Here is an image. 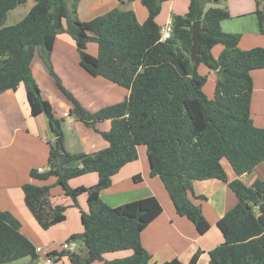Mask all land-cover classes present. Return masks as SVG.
<instances>
[{
	"label": "trees",
	"instance_id": "trees-1",
	"mask_svg": "<svg viewBox=\"0 0 264 264\" xmlns=\"http://www.w3.org/2000/svg\"><path fill=\"white\" fill-rule=\"evenodd\" d=\"M26 1L0 0V94L22 84L31 115L44 114L55 135V142L49 143L48 168L44 172L32 169L30 176L39 181L55 177L63 195L78 208V197L86 194L88 210H80L83 231L67 241L79 240L88 253L83 257L79 249L66 253L70 263L90 264L103 261L107 253L128 250L126 257L104 261L183 264L177 259L153 263L140 243L141 231L162 211L154 196L114 207L99 197L100 191L110 186L112 176L137 159V147L143 145L150 175L160 179L175 212L186 217L197 233L204 234L210 225L193 201L194 181L219 179L237 197L236 204L217 221L223 241L209 250V264H264V178L255 179L249 186L239 179L227 181L221 164L226 160L239 176L264 161V128L255 126L250 117V72L264 70V47L240 49L241 34L220 28V22L230 18L228 9L205 8L212 0H188L184 14L171 16L172 33L164 41L160 40L161 26L156 17L169 0H139L147 10L142 23L132 10L112 8L82 21L76 15L77 0H72L71 10L67 0H33V6L19 21L6 25L7 13ZM261 1L255 0L254 14L260 33H264ZM195 21L200 22V51L191 60V29ZM61 33L74 40L85 71L124 87L129 91L127 98L95 112L83 108L61 85L51 67L49 54ZM89 42L96 44V55L86 52ZM215 45L222 46L217 58L211 53ZM35 51L57 87L73 102L72 115L97 131L108 143L105 148L93 153L65 150L60 119L42 97L30 70ZM199 65L216 72L211 98L203 91L206 76L198 73ZM104 120H110V128L99 131L96 123ZM62 152L66 155L63 165ZM88 172L97 173L94 184H68L69 179ZM22 191L27 209L41 228L65 219L66 206L53 204L50 185L27 183ZM20 227L11 213L0 209V264L25 257L30 259L28 264L38 260L36 246ZM197 258L195 253L188 264H196Z\"/></svg>",
	"mask_w": 264,
	"mask_h": 264
},
{
	"label": "crops",
	"instance_id": "crops-1",
	"mask_svg": "<svg viewBox=\"0 0 264 264\" xmlns=\"http://www.w3.org/2000/svg\"><path fill=\"white\" fill-rule=\"evenodd\" d=\"M224 1L230 18L220 22L221 30L241 34L238 43L240 49L264 47V33H260L254 14L255 1ZM220 2L221 0H216L214 4L219 6ZM33 4V0H27L24 4L10 10L7 13L6 25L19 21ZM23 5H27V9L19 12V7ZM66 5L71 10L72 0H67ZM187 5L188 0L164 2L160 14L156 17V22L161 27L164 26L167 21H171L173 14H184ZM262 6L260 3V7ZM112 8L132 10L140 23L147 17V10L139 0L76 1V15L82 21L105 14ZM73 47L74 42L68 34H58L49 54V60L61 85L75 95L86 110L95 112L127 98L129 93L127 89L101 76H92L85 71ZM221 49L222 46L212 47L211 53L214 58H217ZM96 52L95 44V55ZM30 70L42 97L50 103L54 116L60 119L65 150L69 153H93L105 148L108 143L101 135L98 132L95 134L94 129L87 127L72 115L69 100L57 87L38 51L34 52L31 59ZM197 70L199 74L206 76L203 91L208 98H211L216 82V72L207 69L204 65H199ZM250 74L253 83L250 117L255 126L264 128V70L255 69ZM64 112L69 114V118L63 117ZM110 125V120H104L96 123V128L99 131H107ZM54 142L55 135L47 117L44 114L31 115L22 84L16 90H7L0 94V209L8 211L20 222L21 232L37 248L38 260L49 256L52 264H71L66 255L58 254L64 252L61 248L63 242L83 231L80 210L85 212L88 210L86 194L78 197V208L72 204L69 197L63 195L60 187L59 189L54 183L51 184L52 202L66 206L65 219L43 229L27 209L22 191V186L27 183L36 186L49 185L47 184L49 179L35 180L30 176V171L48 168L49 143ZM137 153L136 160L125 164L112 176L110 186L100 191V199L114 207L147 196H154L161 205L162 211L140 233V243L150 254L151 262L162 263L177 259L183 264H188L192 256L198 253L196 264H209V250L223 241L217 221L236 204L237 197L228 184L219 179L194 181L192 184V192L195 196L193 201L201 208L210 225L204 234H199L186 217L175 212L160 179L150 175L146 148L143 145L138 146ZM222 167L227 181L239 179L249 186L255 179L264 178V161L256 165L251 172L239 176L234 174L231 167L225 165ZM94 173L96 172L74 177L69 179L68 183L71 187L85 186V184L90 186L98 178L97 173ZM136 175L139 179L135 181L133 177ZM87 179L89 181L84 183ZM76 242L79 250H83L82 243L79 240ZM129 254V251L107 253L104 255V260L123 258ZM104 260L90 264H106ZM29 262L30 259L25 257L7 264H28Z\"/></svg>",
	"mask_w": 264,
	"mask_h": 264
},
{
	"label": "rangeland",
	"instance_id": "rangeland-1",
	"mask_svg": "<svg viewBox=\"0 0 264 264\" xmlns=\"http://www.w3.org/2000/svg\"><path fill=\"white\" fill-rule=\"evenodd\" d=\"M255 1V0H254ZM214 0H212L211 2H209V3H207L206 5H205V8H208V7H219L220 5H221V7H225V1L224 0H221V2H220V5L218 6V5H216V4H214ZM211 3V4H210ZM260 3H262V7H260V4H259V8L260 9H264V0L263 1H261ZM255 7H256V2H255ZM27 9V5H23V6H21V7H19V12H23V11H25ZM256 9V8H255ZM256 16V15H255ZM257 19V18H256ZM258 23V22H257ZM67 34V33H66ZM71 38V37H70ZM73 40V39H72ZM73 42H74V40H73ZM218 47H220L221 45H217ZM74 49H75V51L78 53V51H77V49H76V46H75V43H74V47H73ZM93 51V52H92ZM86 52L87 53H89V54H91V55H95V44L93 43V42H90L87 46H86ZM79 55V54H78ZM54 72V71H53ZM51 75V74H50ZM56 75V74H55ZM51 77L54 79V81H55V78L51 75ZM56 82V81H55ZM120 87V86H119ZM121 88H123V89H125L124 87H121ZM60 90V89H59ZM206 90H207V88H206ZM61 91V90H60ZM61 93L63 94V96L65 97V98H67L68 100H69V102H70V104H71V109H73V107H74V104H73V102L71 101V99H69V97L66 95V94H64L62 91H61ZM71 94V93H70ZM72 95V97L74 98V99H76L77 101H78V99L76 98V96L75 95H73V94H71ZM78 97V96H77ZM82 101H84L83 100V98H80ZM79 102L81 103V101L79 100ZM82 107H83V105H82V103L80 104ZM84 108V107H83ZM91 128V127H90ZM93 129V128H92ZM95 132V134L97 133V131H94ZM145 148V147H144ZM222 165H225V166H228V167H230V165L228 164V162L226 161V160H222ZM94 174H96V173H94ZM55 181H56V179H55V177H51V178H49V180L47 181V184H49V185H51V184H55V186H57L58 188H59V186L58 185H56V183H55ZM89 181V179H87L86 181H84V183H87ZM69 184V183H68ZM89 185V184H88ZM87 185V186H88ZM85 186H86V184H85ZM51 188H52V186H51ZM60 189V188H59ZM62 248V247H61ZM63 250V249H62ZM61 250V251H62ZM64 251V254L63 255H66V253H68L69 252V250H63ZM124 251H128V250H124ZM126 257V256H125Z\"/></svg>",
	"mask_w": 264,
	"mask_h": 264
},
{
	"label": "built area",
	"instance_id": "built-area-1",
	"mask_svg": "<svg viewBox=\"0 0 264 264\" xmlns=\"http://www.w3.org/2000/svg\"><path fill=\"white\" fill-rule=\"evenodd\" d=\"M172 33V24L171 21H167L164 26L161 27L160 29V40L164 41L168 38H170ZM63 117L69 118V114L67 112H64ZM44 169H39L38 172H44ZM257 209V206L255 207ZM61 247L63 250H69V252H74L79 249V245L77 244L76 241H66L61 244ZM34 264H52V259L51 257H45L44 259L37 260L35 261Z\"/></svg>",
	"mask_w": 264,
	"mask_h": 264
},
{
	"label": "water",
	"instance_id": "water-1",
	"mask_svg": "<svg viewBox=\"0 0 264 264\" xmlns=\"http://www.w3.org/2000/svg\"><path fill=\"white\" fill-rule=\"evenodd\" d=\"M200 31H201L200 22L199 21L193 22L192 29H191V41H192V43H191L190 52H189L191 60H194L195 56L198 55L199 51H200V36H199ZM57 144H58V148L60 150H63L62 145L60 143H57ZM65 157H66L65 153L62 152L60 155V164L61 165H63V163L65 161ZM86 253H88V249L83 248L80 256L83 257Z\"/></svg>",
	"mask_w": 264,
	"mask_h": 264
}]
</instances>
